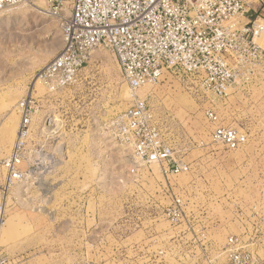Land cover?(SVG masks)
<instances>
[{
	"label": "rangeland",
	"instance_id": "374dc122",
	"mask_svg": "<svg viewBox=\"0 0 264 264\" xmlns=\"http://www.w3.org/2000/svg\"><path fill=\"white\" fill-rule=\"evenodd\" d=\"M62 47L48 12H0V157L15 143L16 105L35 84L37 134L39 121L50 124L30 148L40 166L8 197L0 234L7 264H223L221 248L236 236L241 251L264 259V63L243 70L225 99L202 98L169 74L133 95L113 54L100 49L76 84L43 96L35 74ZM135 97L146 100L187 172L146 171L111 143V119ZM219 127L238 132L235 148L214 141Z\"/></svg>",
	"mask_w": 264,
	"mask_h": 264
},
{
	"label": "built area",
	"instance_id": "2783aa9c",
	"mask_svg": "<svg viewBox=\"0 0 264 264\" xmlns=\"http://www.w3.org/2000/svg\"><path fill=\"white\" fill-rule=\"evenodd\" d=\"M35 2L0 0V12L32 6L59 22L63 47L35 74V83L47 90L43 96L76 84L100 49L113 54L133 95L169 74L202 98L225 99L243 70L264 63L260 44L264 0H43L45 8ZM38 98L42 97L37 96L35 84L17 103L20 123L15 143L8 156L0 157V234L7 222L10 192L40 166L37 153L30 148L36 146V138H47L44 131L50 124L39 121L42 129L37 134ZM206 116L217 120L212 108L206 110ZM109 134L111 143L131 153L146 171L157 167L165 176L188 171L187 165L175 160L172 145L163 137L144 99L135 97L131 107L115 115ZM238 138L233 129L219 127L213 133L214 141L228 148H235ZM55 140L52 138V144ZM26 163H30L28 169L22 167ZM55 164L54 150L52 172ZM181 205L179 200L174 202L175 212ZM241 248L239 238L230 237L221 248L223 264H264V259ZM0 264H7L1 252Z\"/></svg>",
	"mask_w": 264,
	"mask_h": 264
},
{
	"label": "bare ground",
	"instance_id": "6f19581e",
	"mask_svg": "<svg viewBox=\"0 0 264 264\" xmlns=\"http://www.w3.org/2000/svg\"><path fill=\"white\" fill-rule=\"evenodd\" d=\"M45 5V2H43V0H41L40 2H39V6H44ZM264 39V38H263ZM262 39V40H263ZM132 97H133V95H132Z\"/></svg>",
	"mask_w": 264,
	"mask_h": 264
}]
</instances>
